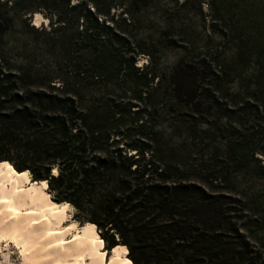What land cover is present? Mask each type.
Instances as JSON below:
<instances>
[{"label":"trees","instance_id":"1","mask_svg":"<svg viewBox=\"0 0 264 264\" xmlns=\"http://www.w3.org/2000/svg\"><path fill=\"white\" fill-rule=\"evenodd\" d=\"M0 165L129 264H264V0H0Z\"/></svg>","mask_w":264,"mask_h":264},{"label":"bare ground","instance_id":"2","mask_svg":"<svg viewBox=\"0 0 264 264\" xmlns=\"http://www.w3.org/2000/svg\"><path fill=\"white\" fill-rule=\"evenodd\" d=\"M49 194L45 183L0 165V239L21 247L25 264H129L125 248L107 252L90 225L70 219L74 206Z\"/></svg>","mask_w":264,"mask_h":264},{"label":"rangeland","instance_id":"3","mask_svg":"<svg viewBox=\"0 0 264 264\" xmlns=\"http://www.w3.org/2000/svg\"><path fill=\"white\" fill-rule=\"evenodd\" d=\"M206 8H207V5H205V9ZM43 17H45V16L42 13H40V16H38V15L33 16V19H35V22H36V20L39 21L37 23L38 26L39 25H42V24H45V25H48L49 24V22H50L49 18H46L45 17L46 20L44 22V21H42L43 20ZM33 23H34V20H33ZM145 23H146V25L142 27V29L140 30V34L142 36L153 34L154 33V29H153L154 26L153 25H155V23H153V22H146V21H145ZM194 25H195V27L198 28L197 29L198 31H201V35L200 34L198 35L197 40H199V42L205 44L206 43V37H205V35L208 34L209 32H207V30L205 29L204 22L200 20V21L195 22ZM177 54H178V50L175 49V48H166L163 51V53H160V57H161V61H162L161 62L162 67L164 69L171 68V66L174 64V62L176 60ZM148 62H149L148 58L146 56H142L139 59V61H138V65H141L142 66V65L147 64ZM251 181L254 184L256 183V185L258 187L264 185V179H262V178L261 179H254V178L249 179L248 178V179H246V181L244 183V186L246 188H247V186H250L251 185ZM48 192L51 194V195L50 194L49 195L52 198L53 197V194L49 190H48ZM76 212H77V209L74 207V210H73V212H72V214L70 216V219L76 220L80 226H83L84 224H86V222H84V221H81L80 222L79 220L75 219L74 216H75ZM97 234H98V232H97ZM98 235L101 236L100 230H99V234ZM101 238H102V236H101ZM104 246H106L105 240H104ZM104 246H103V248H104ZM106 251L109 252V250H106ZM0 264H25V256H24V254L21 251V247L18 246L14 242L13 239H7V238H1L0 239Z\"/></svg>","mask_w":264,"mask_h":264},{"label":"water","instance_id":"4","mask_svg":"<svg viewBox=\"0 0 264 264\" xmlns=\"http://www.w3.org/2000/svg\"><path fill=\"white\" fill-rule=\"evenodd\" d=\"M35 15H37V13H34L33 14V16H35ZM33 19V18H32ZM34 20V24H36L37 25V22H35V19H33ZM45 20H46V18L45 17H43V20L42 21H44L45 22ZM55 172V171H54Z\"/></svg>","mask_w":264,"mask_h":264}]
</instances>
